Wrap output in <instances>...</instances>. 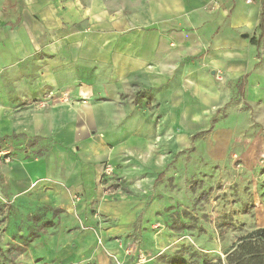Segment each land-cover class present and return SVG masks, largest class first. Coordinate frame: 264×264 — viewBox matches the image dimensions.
<instances>
[{
    "label": "crops",
    "instance_id": "1",
    "mask_svg": "<svg viewBox=\"0 0 264 264\" xmlns=\"http://www.w3.org/2000/svg\"><path fill=\"white\" fill-rule=\"evenodd\" d=\"M256 33L264 38L261 0H0L6 192L94 224L86 216L104 203L103 164L146 136L137 120H158L161 139L181 150L184 134L210 119L212 157L225 167L232 153L237 166L254 161L264 150V47H249Z\"/></svg>",
    "mask_w": 264,
    "mask_h": 264
},
{
    "label": "rangeland",
    "instance_id": "2",
    "mask_svg": "<svg viewBox=\"0 0 264 264\" xmlns=\"http://www.w3.org/2000/svg\"><path fill=\"white\" fill-rule=\"evenodd\" d=\"M258 34L249 39L255 53L264 47ZM143 121L146 136L127 139L122 158L103 164L104 203L91 205L92 225L65 208L21 202L0 177V264H264V239L253 234L264 227V150L246 166L232 153L225 167L209 153L210 119L184 134L181 150L161 139L158 120ZM3 150L7 163L12 149Z\"/></svg>",
    "mask_w": 264,
    "mask_h": 264
},
{
    "label": "trees",
    "instance_id": "3",
    "mask_svg": "<svg viewBox=\"0 0 264 264\" xmlns=\"http://www.w3.org/2000/svg\"><path fill=\"white\" fill-rule=\"evenodd\" d=\"M253 234L256 236V237H260L262 239H264V227L262 228H258L256 229ZM177 264V263H176Z\"/></svg>",
    "mask_w": 264,
    "mask_h": 264
}]
</instances>
